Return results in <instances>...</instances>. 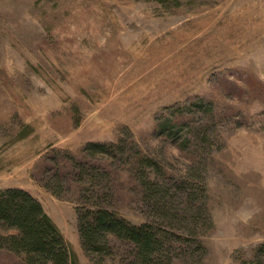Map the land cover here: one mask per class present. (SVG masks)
Masks as SVG:
<instances>
[{
    "label": "rangeland",
    "instance_id": "1",
    "mask_svg": "<svg viewBox=\"0 0 264 264\" xmlns=\"http://www.w3.org/2000/svg\"><path fill=\"white\" fill-rule=\"evenodd\" d=\"M137 151L160 184L204 187L203 252L177 245L173 264H264V0H0V190L36 198L77 264H95L88 197L148 218ZM0 264L26 263L0 248Z\"/></svg>",
    "mask_w": 264,
    "mask_h": 264
},
{
    "label": "trees",
    "instance_id": "2",
    "mask_svg": "<svg viewBox=\"0 0 264 264\" xmlns=\"http://www.w3.org/2000/svg\"><path fill=\"white\" fill-rule=\"evenodd\" d=\"M118 145L89 143L84 151L113 157ZM158 170L153 159L135 153V178L141 189V201L149 213L138 225L93 202L92 196L87 199V203L91 202L89 206L75 210L81 248L95 264L114 257L120 248L119 264H173L182 249L177 245L183 244L193 247L191 255L203 252L195 225L205 213L201 204L204 187L198 180L181 181L173 186L160 184ZM80 171L84 182L96 179L94 175L89 178L86 170ZM206 224L211 225L210 221ZM0 229L10 232L0 235V248L22 255L26 264H77L69 243L39 201L22 189L0 190Z\"/></svg>",
    "mask_w": 264,
    "mask_h": 264
}]
</instances>
